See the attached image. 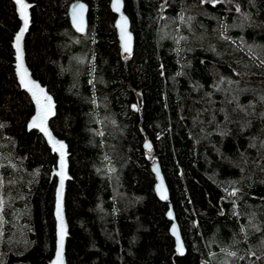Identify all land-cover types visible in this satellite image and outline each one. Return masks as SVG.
Wrapping results in <instances>:
<instances>
[{"label":"trees","instance_id":"1","mask_svg":"<svg viewBox=\"0 0 264 264\" xmlns=\"http://www.w3.org/2000/svg\"><path fill=\"white\" fill-rule=\"evenodd\" d=\"M27 1L26 64L54 99L49 125L69 152L67 264H264V0H123L134 35L125 57L109 0H81V34L74 0ZM18 25L0 0V264H48L55 156L26 129Z\"/></svg>","mask_w":264,"mask_h":264},{"label":"water","instance_id":"2","mask_svg":"<svg viewBox=\"0 0 264 264\" xmlns=\"http://www.w3.org/2000/svg\"><path fill=\"white\" fill-rule=\"evenodd\" d=\"M14 7V12L17 16V19L19 21V25L15 32L13 33L12 40H11V48L13 50V72L16 79V82L19 86V88L24 91L27 96L29 97L33 111L31 115L28 118V121L26 123V129L27 130H35L38 134H40L49 148L50 152L55 156V164L51 168L50 172V178H55V189H54V203H53V218L55 223V242H54V250L52 257L48 264H67L66 258H65V245H66V239L68 237V224L65 216V209H64V200H65V192H66V185L68 180L70 179L69 175V152H68V146L66 142L58 138L53 131L50 128L49 122L50 120L55 116L56 113V106L54 99L52 95L47 91L46 87L43 86L38 79H35L30 69L28 68L25 60V50H24V39L28 32L29 26L31 24V12L30 9L32 7V3L28 2L27 0H24L26 4L29 5V7L26 10L27 13V19H28V25L26 30L23 33V36L19 42L20 47V55L21 60H17V40L16 37L20 33L21 28L24 27V21L21 19L18 5L15 3V0H10ZM113 2L114 0H109V7L112 13L115 15L113 26L115 29L116 39L118 42V47L120 51L121 57L129 56L131 55L134 47V35L131 31L130 27V20L126 13L124 12V2L123 0H119V10H115L113 8ZM83 6V9H81L80 6ZM68 17H69V23L71 28L76 33H83L87 28V15H88V6L85 2L81 0H74L68 5ZM74 16L76 19L74 20ZM121 17L124 19L121 20ZM126 22V23H125ZM122 29H123V38H122ZM130 37V39H128ZM125 46L128 47V51H125ZM19 63H22V69L18 71L17 65ZM26 73V81H30L32 84L36 85L37 87L33 88L32 91L28 90V87L25 85H22L20 82V73ZM33 92L36 94V98L33 97ZM44 97H49L50 102L46 101ZM37 100L40 101L39 105L37 104ZM47 109V110H46ZM46 115V119H43V117ZM40 117V119L37 120L36 127H30V125L33 122L34 118ZM41 127L45 128L48 135L45 134V131L41 130ZM51 137V142L50 138ZM53 143H55L58 147V145L62 144L64 147L62 150H54ZM143 150L146 153H150L152 151V143L150 140L145 136L143 141ZM61 151L63 152V164L61 163ZM150 170L154 176V193L156 197L160 201H167L168 200V191L167 187L164 182L163 175L161 173V170L159 168V164L157 161H152L150 163ZM61 175L64 176L63 179V186L61 187ZM162 196L164 198H162ZM58 204H59V217L58 218ZM171 213V215H169ZM166 218L170 221L169 225V235L173 238L174 241V250L177 255L181 256L185 254V246L178 228V225L175 221L174 214L171 208V205L169 204L168 210L165 214ZM62 218V219H61ZM61 224L63 227V243L62 248L60 247V239H61ZM178 239H179V246L182 247L183 252L182 254L177 251L178 248ZM58 250L60 252V258L57 259V253Z\"/></svg>","mask_w":264,"mask_h":264},{"label":"snow or ice","instance_id":"3","mask_svg":"<svg viewBox=\"0 0 264 264\" xmlns=\"http://www.w3.org/2000/svg\"><path fill=\"white\" fill-rule=\"evenodd\" d=\"M213 2H215V0H213ZM15 3L19 6V7H18L19 14H20L21 19L24 21V27L21 28L20 33H19V34L17 35V37H16V40H17V45H16V47H17V53H18V55H17V60L19 61V60H21L19 42H20V40H21V38H22V36H23L24 31H25L26 28H27V25H28V19H27V13H26V10H27V8L29 7V5L26 4V3L24 2V0H15ZM80 7H81V9H83V6H82V5H81ZM119 7H120V5H119V0H114V2H113V8H114L115 10H119ZM75 19H76V17L74 16V20H75ZM123 19H124V18L121 17V20H123ZM125 23H126V22H125ZM122 38H123V29H122ZM128 39H130V37H129ZM128 50H129L128 47L125 46V51H128ZM17 68H18V71H19L20 69H22V63H19V64L17 65ZM25 77H26V73L21 72V73H20V82H21L22 85H25L26 87H28V90H29V91H32V89L35 88V87H37V86L34 85V84H32L30 81H26V78H25ZM33 97L36 98V94H35V92H33ZM44 99H45L46 101H49V102H50V98H49V97H44ZM39 103H40V101L37 100V104H38V105H39ZM46 110H47V109H46ZM46 118H47V117H46V115H45V116L43 117V119H46ZM38 119H40L39 116H38L37 118H34L32 124L30 125V127H36V126H39V125H37V120H38ZM41 130H42V131H45V134L48 135V133H47V131H46L45 128L41 127ZM49 138H50V142H51V137H49ZM53 147H54V150H62L64 146H63L62 144H60V145H58V147H57V145H56L55 143H53ZM61 163L63 164V152H62V151H61ZM63 179H64V176L61 175V187L63 186ZM162 198H164V197L162 196ZM169 215H171V213H169ZM58 218H60V217H59V204H58ZM61 219H62V218H61ZM62 243H63V227H62V224H61V239H60V247H61V248H62ZM177 251L180 252L181 254H182V252H183L182 247L179 246V239H178V248H177ZM59 258H60V252H59V250H58V253H57V259L59 260Z\"/></svg>","mask_w":264,"mask_h":264}]
</instances>
